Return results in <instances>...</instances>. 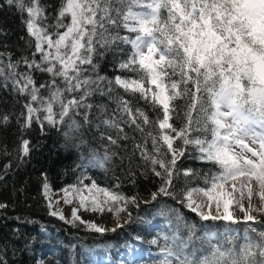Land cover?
Listing matches in <instances>:
<instances>
[{"label": "snow or ice", "instance_id": "snow-or-ice-1", "mask_svg": "<svg viewBox=\"0 0 264 264\" xmlns=\"http://www.w3.org/2000/svg\"><path fill=\"white\" fill-rule=\"evenodd\" d=\"M4 4L24 18L32 49L30 56L18 60L0 53V77L26 98L21 129L33 123L42 133L46 126L64 129L70 148L85 143H77L85 126L112 129L115 136L100 131L106 150L103 156L94 153L88 163L105 167L116 155L107 146L120 147L121 141L131 139L130 183L136 177L131 156L139 157L141 175L150 172L161 181L151 200L124 195L116 190L119 183L110 190L94 180L85 184L83 178L61 189L63 195L53 200L45 176L42 195L49 215L74 226L79 221L97 233L115 232L124 226L121 220L131 222V208L167 197L203 221L243 223L247 228L237 247L231 233L224 241L214 233L197 236L195 225L187 224L177 209L161 206L157 214L175 213L177 230L163 237L158 264H264V230L253 226L264 223L253 214L264 216V0H61L54 16L42 0H3L0 7ZM123 46L129 50L120 58ZM108 52L123 74H99L96 58ZM36 72L48 79L37 84ZM97 94L114 102L111 115L103 104L93 113L90 98ZM134 99L150 105L157 118L135 107ZM178 100L185 102L179 128L172 122L179 116L174 103ZM8 121L7 115L0 117V123ZM126 127L139 132L141 140L130 137ZM19 151L24 161L30 141L21 137ZM190 151L216 169L199 178L202 186L193 185L198 178L194 170L177 168L178 159ZM181 177L184 185L178 188ZM61 201H78L70 220L56 207ZM7 207L0 203V209ZM81 209L113 213L116 226L108 229L84 220L78 214ZM234 210L243 215H234ZM180 228L187 230L186 237L179 235ZM197 241L200 247H195Z\"/></svg>", "mask_w": 264, "mask_h": 264}, {"label": "trees", "instance_id": "trees-1", "mask_svg": "<svg viewBox=\"0 0 264 264\" xmlns=\"http://www.w3.org/2000/svg\"><path fill=\"white\" fill-rule=\"evenodd\" d=\"M48 5L47 11L54 16L61 0H42ZM3 3V0H0ZM23 17L13 7L4 4L0 7V53L11 54L13 60L22 56H30L32 49L28 45V34L25 30ZM120 58H125L128 47ZM38 59V57H37ZM99 74L112 78L118 73L114 68L116 57L112 52L103 57H97ZM7 63V60L4 61ZM34 79L37 84L48 79L47 74L36 72ZM124 95L122 90H117ZM132 99L131 97H127ZM93 104V113L98 112L99 105H105L108 115L115 110V104L106 96L94 95L90 98ZM26 98L18 95L12 88L11 81L0 77V117L7 115V124L0 123V203L8 205L0 209V260L4 264H158L162 259L161 249L165 246L163 237L171 236L177 230L175 213L168 216L157 214L161 206L172 207L178 210L183 220L189 225H195L196 235L204 236L214 233L219 240L224 241L226 235L231 233L233 243L239 247L244 242L243 237L247 225L231 224L226 221H203L195 213L181 207L167 197H159L156 201L141 203L138 209L131 208L132 220L115 232L97 233L76 222V225L66 223L49 215L47 201L42 195V186L45 182L52 191H59L69 185L77 184L81 178L85 184L92 180L100 187L110 190L119 183L116 189L126 196L149 197L160 186V179L150 172L141 175L137 169L140 159L131 156V166L136 172L135 183H130L127 169L130 166L129 156L132 153L133 141H121L120 147L108 145L107 150L116 155L100 168L92 166L88 161L92 155L103 156L107 141L100 138V131L115 136L112 129L94 126H85L77 140L85 143L79 148L67 146L62 135L64 129L57 130L47 127L42 133L40 128L33 123L31 128L21 129L23 118L21 112ZM177 105L179 116H174L173 123L176 127L183 126L184 101L174 102ZM135 107L143 109L155 120L158 113L142 100L134 99ZM79 119V117H77ZM82 123V122H81ZM147 131V129H146ZM130 137L136 141L141 140V135L133 128H125ZM194 136L202 133L193 132ZM21 137L30 141L31 152L24 161L19 159ZM179 144L180 141L175 142ZM151 149V143H149ZM198 153L190 151L186 158L177 161V168L192 169L198 178L193 180V185H201L199 179L216 171L209 163L196 157ZM10 165V166H9ZM90 178V179H89ZM191 179V178H190ZM177 187L184 185V178L176 181ZM257 230H264V225L254 226ZM250 235H255L249 233ZM181 237L187 236V230L179 229ZM153 240H158L153 244ZM195 247H200L197 241Z\"/></svg>", "mask_w": 264, "mask_h": 264}, {"label": "rangeland", "instance_id": "rangeland-1", "mask_svg": "<svg viewBox=\"0 0 264 264\" xmlns=\"http://www.w3.org/2000/svg\"><path fill=\"white\" fill-rule=\"evenodd\" d=\"M50 194H51V197H52V199L53 200H55V199H57V198H59V196H61V195H63V193H61L60 192V190L59 191H52L51 189H50ZM142 198V201L143 200H151V196H149V197H141ZM253 203H256V198L254 197L253 198ZM77 204H78V201H73V204H71V205H69V204H64L63 203V201H61V203H60V205H57L56 207H58V208H60V209H62V212H63V215L66 217V218H68L69 220L71 219V211H72V207H74V206H77ZM65 208H69L70 210H69V212H66L64 209ZM213 211H215L214 210V208H213ZM221 211H222V207H221ZM235 211V210H234ZM235 212H237V211H235ZM239 213V212H238ZM84 220H87V221H95L98 225H100V226H103L102 225V223L100 222L101 221V218L102 217H105V218H107V220H108V229H111V228H113V227H115L116 226V219H115V217H114V214L113 213H108V212H105L103 215H101V214H99V213H92V212H89V211H84L83 209H81L80 210V212L78 213ZM255 214H258V213H255ZM122 216H123V214H121ZM259 215V214H258ZM260 216V215H259ZM263 217V219H261V220H264V216H262ZM56 218H58V217H56ZM59 219V218H58ZM63 221V220H62ZM77 222H79V221H77ZM121 223H123L124 225L126 224L125 222H124V220H121L120 221ZM230 223V222H229ZM72 224V223H71ZM258 225H264V223H258V224H254V226H258ZM83 226H85V225H83ZM86 227V226H85ZM87 228V227H86ZM90 230V229H89ZM91 231H93V230H91ZM106 232H112V231H106ZM105 233V232H104Z\"/></svg>", "mask_w": 264, "mask_h": 264}, {"label": "bare ground", "instance_id": "bare-ground-1", "mask_svg": "<svg viewBox=\"0 0 264 264\" xmlns=\"http://www.w3.org/2000/svg\"><path fill=\"white\" fill-rule=\"evenodd\" d=\"M247 206V205H246ZM66 212H69V208H65L64 209ZM236 211V210H235ZM234 211V215H236V216H241V215H243L242 213H238V211L237 212H235ZM254 215H257L258 216V219H263V217L262 216H259L258 214H255V213H253ZM101 223H102V225H103V227H105V228H107L108 227V220H107V218H105V217H102L101 218V221H100ZM249 223H252V222H249ZM254 226V225H253Z\"/></svg>", "mask_w": 264, "mask_h": 264}]
</instances>
